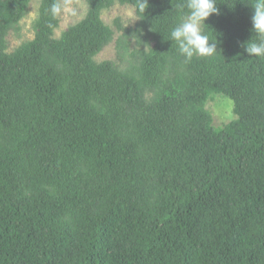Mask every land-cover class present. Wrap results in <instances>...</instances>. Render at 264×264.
Segmentation results:
<instances>
[{
    "label": "trees",
    "instance_id": "obj_1",
    "mask_svg": "<svg viewBox=\"0 0 264 264\" xmlns=\"http://www.w3.org/2000/svg\"><path fill=\"white\" fill-rule=\"evenodd\" d=\"M31 0H0V264H264V57L254 0H217V52L186 63L171 30L185 0H148L113 38L87 14L59 38L58 0L9 52ZM60 8V5H59ZM131 38L135 47L130 49ZM211 95L233 104L215 126Z\"/></svg>",
    "mask_w": 264,
    "mask_h": 264
},
{
    "label": "rangeland",
    "instance_id": "obj_2",
    "mask_svg": "<svg viewBox=\"0 0 264 264\" xmlns=\"http://www.w3.org/2000/svg\"><path fill=\"white\" fill-rule=\"evenodd\" d=\"M41 0H31L26 16L20 21L17 30L12 31L7 36L9 52L13 51L20 44L31 41L35 35V22L38 17V8ZM60 2L59 27L55 31V38L65 32L69 27L75 25L87 14V2L84 0H58ZM101 20L105 25L111 28L113 32L112 42L98 54L94 61L98 64L102 62H113L120 68H124L126 60L120 62L115 49V42L121 36L122 32L118 30L116 21L123 30L131 32L134 30L139 19L133 13L130 5H121L115 3L109 9L102 12ZM135 47L134 39L131 38L130 49ZM206 108L212 113L214 125L219 127L234 120L233 104L231 100L221 95H211Z\"/></svg>",
    "mask_w": 264,
    "mask_h": 264
},
{
    "label": "clouds",
    "instance_id": "obj_3",
    "mask_svg": "<svg viewBox=\"0 0 264 264\" xmlns=\"http://www.w3.org/2000/svg\"><path fill=\"white\" fill-rule=\"evenodd\" d=\"M217 0H185L186 15L170 32L171 40L176 42L179 54L186 63L193 57H208L217 52V41L204 31L205 21L211 15H219ZM148 0H135L132 5L134 14H144ZM251 31L257 40H249L245 51L249 56L264 57V0H254L251 6ZM60 11L58 4H53L51 12L55 15ZM55 37V36H54Z\"/></svg>",
    "mask_w": 264,
    "mask_h": 264
}]
</instances>
